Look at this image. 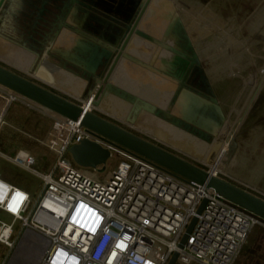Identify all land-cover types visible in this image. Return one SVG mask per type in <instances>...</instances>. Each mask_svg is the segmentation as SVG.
Masks as SVG:
<instances>
[{"label":"built area","instance_id":"obj_1","mask_svg":"<svg viewBox=\"0 0 264 264\" xmlns=\"http://www.w3.org/2000/svg\"><path fill=\"white\" fill-rule=\"evenodd\" d=\"M72 99L85 108V99ZM86 110L141 136L125 118L99 106ZM28 113L49 120L42 136L28 130L38 129L37 123H29ZM5 127L26 135L36 146L37 154L24 147L7 159L41 180L40 194L30 207V196L23 191L13 212L9 203L18 188L12 186L7 204L0 208L13 222H22L17 249L26 234H32L25 243L29 251L40 249L36 264H167L174 252L179 264H238L253 228L264 227L259 218L205 185L179 178L0 86V132ZM83 140L107 149L110 158L117 156V165L106 175L105 170L77 166L68 149ZM42 151L49 155L46 163ZM222 164L229 170L224 159ZM195 165L229 181L203 159ZM203 200V210L196 215ZM193 217L196 223L179 249ZM12 235L13 224L0 221V243L9 249ZM12 259L14 255L3 264Z\"/></svg>","mask_w":264,"mask_h":264},{"label":"rangeland","instance_id":"obj_2","mask_svg":"<svg viewBox=\"0 0 264 264\" xmlns=\"http://www.w3.org/2000/svg\"><path fill=\"white\" fill-rule=\"evenodd\" d=\"M108 1H106V3L104 0H81L82 3L88 4V6L93 8L97 7L104 10V12H108L113 16H117V13L120 12L117 11V6L119 7V10H122L121 5H118L120 0ZM193 1H196L200 7L197 8V11L194 13L182 12V22L187 29V38L190 41V46H192V49L195 50L196 54H198V57L200 56L198 67H204L206 70L203 72V76L210 85L209 89L211 93L221 99V103H219V107L221 109L220 113L215 117H213V115L210 116L211 124L209 128L205 130H207V132L212 135L217 133L220 134L228 119V115L231 113L235 114L232 128L222 141V149H225L226 153L218 156L220 160L218 164L221 169L220 171L222 173H231L233 177H227L230 182L248 189H252L254 192L258 193V195L264 196V180H261L264 178V175H261V172H264V128L262 127L264 125V119L254 120V118H252L250 120L249 118L251 116L252 108L255 106V104L261 103L262 99L264 98V28L261 29L260 27L256 33H252L251 28L253 25L252 23L258 21L259 18H264V0ZM107 4H110V6ZM134 5V0H124V13L126 15L128 13L134 14L136 11L133 10ZM192 10H194V8ZM73 14L74 15L71 18H98L94 14L77 6L73 11ZM199 14L202 17L204 15L207 17L209 16V18L202 20L204 24H200L199 22V28H197L195 24H198L197 19L199 18L194 17L197 15L199 16ZM214 16L220 17L222 23H214V18L212 21V17ZM226 22L229 25L234 26L239 31L244 40H247V37L250 38L249 41H246V45L249 48L251 54H247L246 56L244 55V57H247L248 59H243V63L239 64L238 62L237 66L233 65V68L229 67L227 70L222 69L224 71L223 75L221 78L214 81L213 76L209 73L210 70L216 67L219 68L228 66L230 61L232 59L234 60L232 57L234 52L229 49L227 50L228 52H224V47L222 46L221 42L222 34L219 31L218 25L225 24ZM110 25L113 24L111 23ZM227 28L229 27L223 28L222 33L226 31ZM93 30L96 31L95 34H97V36L102 37L100 31L99 33L97 32V24L94 26ZM90 31L91 30H89V32ZM117 35L118 33H113L114 37ZM88 48H82L81 46L76 47V55L74 54L71 57L64 56L76 64L86 68L87 70L90 69L100 71V65H97L96 63L97 57L93 60V63H88V58L91 55V52H88ZM80 51L81 53H79ZM20 54L21 52H17L19 58L21 57ZM111 58H113V56H111ZM259 62H263L261 68L257 67ZM106 68L107 67H105V69ZM117 72V68H115L112 76L109 79V83L117 87H124L126 83L124 80H127L125 78L123 80V75H121L124 73V71H120V74ZM197 77L199 76L192 69L190 71V83L194 84L193 81H196ZM67 78H69V76ZM104 84L105 83H100L97 85V87L104 88ZM93 85L94 82H88V91L93 88ZM162 88V85H160V88L158 87L156 89L155 83L151 81L150 83H146L143 90L139 89L138 87L134 88L133 93L140 94L139 97L153 101L157 100L158 96L163 99L165 89ZM154 89L156 94L153 93ZM244 90L246 92L245 96L243 97L240 105L235 107L239 96ZM115 98V96H111V94H109L108 101L103 103L101 107L107 108L113 114H118L119 112L123 111L121 110L122 108L119 109L120 106L116 105L117 101ZM28 116L29 123L38 124V129L31 128L28 130H31L34 136H42V133H44L49 126V120L42 115L34 113H28ZM115 117L121 118L118 116ZM143 121L145 122V119ZM143 121L140 122L139 126L135 125L137 132L139 131V134L142 137L155 144H157V141L164 143L163 133L156 134L155 136L148 134L146 130L142 128ZM204 146L205 145L201 143L194 142L192 143L191 147L192 149H197L199 151L202 150ZM24 147L25 149L37 154V151L34 148L36 147L34 142L30 141L26 135L8 127L2 129L0 132V179L5 183L18 188L15 190L17 191V198H19V196H23V191L29 194L31 207L40 194L43 184L37 176L14 165L7 159L12 158L20 148ZM41 155L44 162L46 163L47 157H49V155L45 151H42ZM216 157L217 156L214 157L213 161L216 159ZM194 158L197 159L199 157L196 156ZM223 159L227 163V166H229V170L228 168L222 166ZM119 160L120 159L117 156L111 157L107 161L105 171L102 173V175H106L108 171L113 169ZM255 195L258 196L257 194ZM18 204L19 202H17V200H12L9 204L13 212L16 210ZM23 216L25 217V215ZM0 221L6 224H13V235L10 240V242L13 243V246L12 249H9L0 243V264L7 262V260L10 259L12 255H14V259L11 260V264H31V257L29 258L27 255L28 240L21 242L19 248L17 249V243L22 236V222H13V219L1 209ZM251 258L257 260L258 264H264L263 226H256L253 228L247 240V245L244 247L241 253L238 264H247L248 262L252 261Z\"/></svg>","mask_w":264,"mask_h":264},{"label":"water","instance_id":"obj_3","mask_svg":"<svg viewBox=\"0 0 264 264\" xmlns=\"http://www.w3.org/2000/svg\"><path fill=\"white\" fill-rule=\"evenodd\" d=\"M40 1L41 0H0V25H2L1 20L4 19L5 22V18H7L11 9L15 7H20V9H22L26 16L34 18L35 14L37 13L36 4ZM149 1L150 0H145L143 2L141 9L135 18H131L135 13L128 14L129 18H117V20L111 18L110 22L116 26L118 35L116 37H109L108 42L102 41L101 38L97 36V34L96 36L92 34L90 36H87L86 34L76 30L75 28H72L68 24L69 18L61 19L60 24L57 26V30L54 34L55 37L52 38V41L54 42L55 38L59 37L62 34L63 30H68L78 38H81V40H86L87 43L85 44H88V47L91 48V50L101 48L102 50L109 53L107 55L106 62L103 63L101 70L96 71L97 74L88 71L86 68L77 64L76 65L78 67V70L80 71H73L70 69L73 74L81 77L87 82L91 81L89 79H93L94 85L93 88L88 92V96L87 98H85L86 101H88V97H91L92 93L96 91L98 84L105 83V88L100 93L98 100L92 103L93 106L98 107L103 95L107 93L111 94L130 105V110L125 117V121L128 124L136 125L140 117H143L144 115H153L156 118L166 121L169 124L182 130L183 132H186L190 136L210 146V150L205 160L207 163H211L216 153H218L226 134L232 128L235 114L231 113L228 115L225 126L223 127L221 133L217 138H215L214 135L207 132V130H205V128L201 126H197L195 124H192L191 122H187V120H181L180 117L171 116V112L173 110L172 108L174 107V104L176 103L178 97H180V93L182 92V90H187L190 93L207 100V95L190 86L189 84L192 83L187 81L190 77V71L194 69V64L190 65L186 73L183 74L182 78H180V82L177 86L176 92L169 102L168 109H165L163 111L156 108L149 102L143 101L139 97L130 94L126 90L109 83V79L112 76L121 57L137 64L142 68L152 71L154 74L157 73L154 68V60L153 62L145 64L135 59L133 56L124 54V48L126 47V44L130 40L132 34L148 40L149 42L153 41L151 37L143 34L142 32H139L137 29V24L140 20V14L147 6ZM68 2L69 4H67L66 8L67 14H70V12L73 13L76 6L87 11L89 10L90 13L96 16H102V14H104V10L97 7L93 8L91 6H88V4L82 3L81 0H69ZM140 2L141 0H135L133 10L138 9ZM103 19L108 20L109 18ZM171 27L172 24H170V26H168V28L166 29V32H164V37H166ZM109 36H111V33L109 34ZM122 36H125L124 39L122 38ZM121 40L122 43L120 44ZM161 41L162 42H160L161 45H159V48H162V45H164V39H162ZM118 44H120L119 49H117ZM170 52H173V54L181 57L182 59H188V57L184 53H179L174 50H170ZM111 56H113V58H111ZM65 60L68 61L67 59ZM262 63L263 62H259L257 64L258 66H256L261 68ZM105 67L107 68L105 69ZM0 86L35 103L36 105H39L46 110H49L64 118L78 122L81 127L85 128L87 131L93 133L97 137L129 153L142 157L179 178L194 182L199 185H205L207 188L214 190L215 193L223 197L225 200L229 201L240 209L247 211L248 213L254 215L264 222V199L244 190L243 188L237 186L236 184H233L230 181L208 174V172L195 165L194 163L185 160L184 158L162 148L161 146L141 136L136 135L135 133L101 116L88 112L86 108H83L78 104L66 98H63L62 96L51 92L50 90L40 86L39 84L29 80L28 78H25L24 76H21L20 74H17L5 68L2 65H0ZM245 94L246 92L244 90L239 96L235 107H238L240 105ZM209 100L213 104L218 103L214 95ZM68 153L71 157V160L77 166L98 169L100 172H103L105 170L107 161L110 159V153L107 149L90 140H83L79 144L71 146L68 149ZM204 205L205 200L201 201L199 207L197 208L196 215H199L202 212ZM196 220L197 218L193 217L190 221L178 244L179 249H181L185 244L188 235L190 234L194 224L196 223ZM177 258L178 253L174 252L167 264H176Z\"/></svg>","mask_w":264,"mask_h":264},{"label":"flooded vegetation","instance_id":"obj_4","mask_svg":"<svg viewBox=\"0 0 264 264\" xmlns=\"http://www.w3.org/2000/svg\"><path fill=\"white\" fill-rule=\"evenodd\" d=\"M68 1L69 0H41L36 4L37 13L34 18L26 16L22 9H20V7L11 9L10 13L5 19L6 21L8 20L17 23L16 38L14 41H16L19 47L27 48L36 54L50 50L54 43L52 41V38L55 37L54 34L57 30V26L60 24L61 19L71 18L74 15L71 12L70 14L66 13L67 4H69ZM106 1L108 0H104V2ZM144 1L145 0H141L138 9L135 11L134 16L131 18H135L138 15ZM107 5L110 6V4ZM118 5H121L122 10H119V7L117 6V11H120L117 13V16H113L108 12L103 11L104 14L97 17L109 18L108 20H106V22H110L111 18H114L116 20L117 18H129V13L126 15L124 13L125 11H123L124 0H120V3H118ZM199 7L200 5L193 0H150L140 14V20L137 24V29L139 32H142L143 34L151 37L153 43L141 37H138L135 34H132L124 50L125 54H127L128 56L137 57L138 59L146 62H153L154 60L155 67L157 69H160L165 74V77L169 75L180 79L182 78L183 74L186 73L189 66L194 64L193 71H195L196 74L198 73L199 76L197 77L198 79L196 78V81H193L195 85L194 88L197 89L196 87H198L197 90L207 95V100L203 99L202 97L196 98L194 97L195 95H193L189 91L182 90V92L180 93L181 96L178 97V102L176 101V103L174 104L173 112L175 114H178L180 118H184L185 120H187V122H191L192 124L208 129L211 124L210 116H218L220 111H218L213 103H211L209 100L210 98H212V93L209 89V83L203 76V72L206 70L204 67H198L200 56L198 57V54H196L195 50H193L192 46H190V41L187 38L188 32L183 25L181 16L182 12L194 13ZM193 8L194 10H192ZM14 12L18 13L19 18H13L14 16H16L14 15ZM88 12L90 11L88 10ZM194 18H201V24L203 23L202 20H204V18H209V16L207 17L206 15H204L202 17L199 14V16L197 15ZM213 18L214 23H222L220 17L214 16L212 17V21ZM170 24H172V27L166 37H164V32H166V29L168 28V26H170ZM113 26V33L117 32L116 26L114 24ZM218 26L219 31L222 34L221 42L222 46L224 47V52H226L228 49L232 50V52H234L232 57L238 59L239 64L243 63V59L247 58L244 57V55L246 56L247 54H251L249 48L246 45V41H249V39L247 38V40H244L240 33L237 35V33L235 32L236 28L232 25H229L227 22ZM226 27L229 28H227V30L222 33V29ZM88 35L90 36L91 34L88 33ZM124 37L125 36H122L123 39ZM162 39H164V45H162V48H159ZM122 40L120 44L122 43ZM170 50L184 53L188 57V59H182L181 57L173 54V52H170ZM237 63H235L234 65L237 66ZM145 73H147V79H149L150 82L156 80L151 78L150 73ZM190 79L191 78L189 77L187 81L190 82ZM89 80H91L89 81L90 83L93 82V79ZM192 84L189 85L193 87ZM163 89H165V93L163 99L161 97L160 99L169 102L172 94L174 93L175 85L169 81H166L165 87ZM184 96L186 97L185 101L183 100ZM194 106L196 109L193 108ZM187 110H189V112ZM214 136L215 138H217L219 136V133L215 134Z\"/></svg>","mask_w":264,"mask_h":264},{"label":"crops","instance_id":"obj_5","mask_svg":"<svg viewBox=\"0 0 264 264\" xmlns=\"http://www.w3.org/2000/svg\"><path fill=\"white\" fill-rule=\"evenodd\" d=\"M14 15H16V16H14L13 18H19L18 17L19 15L17 12H14ZM35 16H36V14H35ZM99 20L101 22V25L106 26V24L108 23V22L104 21L103 18H101ZM97 23L98 22L94 23V22L90 21L88 18H69L68 19V24L72 28H75L76 30L86 34L87 36H88V33L96 36V34H95L96 31L93 29ZM1 24L2 25H0V65L4 66L5 68H7V69H9V70H11L17 74H20L21 76H25L29 80L39 84L40 86L50 90L51 92H54V93L62 96L63 98H66L70 101H73L74 99H72V98H76V97L79 99L87 98L88 92H89L88 91V82L86 80L82 79L81 77L72 73L71 70L80 71V70H78V67H77L78 64L76 65L75 62H73L69 58L67 59L65 57V56L71 57L74 54L76 55V50H75L76 47L81 46L82 48H84V47L88 48V44H85V43H87L86 40L85 41L81 40V38H78L76 35L72 34V32H70L68 30H63L62 34L55 39L50 50L43 51L41 53L36 54L27 48L19 47V45L16 43V41H14L16 38V31H17L16 25H17V23H15L13 21H8V20L7 21L5 20V22H4V19H2ZM252 24H253L251 27L252 33H256L260 27H261V29L264 28V18H259L258 21H256L255 23H252ZM89 30H91V31L89 32ZM97 32L99 33V31H97ZM100 38L102 41H104L103 37H100ZM247 38L250 40L249 37H247ZM17 52H21L20 58L18 57L19 55H17ZM8 53H9V55H8ZM79 53H81V51ZM134 58L139 60L137 57H134ZM65 59H67L68 61H66ZM139 61L142 62L141 60H139ZM144 62L145 61H143V63ZM237 62H238V59L234 58V60L232 59L230 61V64L228 66H225V67L223 66V67H219V68H217V67L212 68L210 70V74L213 76V78H215V80L219 79V78H221V76L224 73L223 70H227L229 67L233 68V65ZM132 64L137 65L135 63H132ZM145 70H147V69H145ZM147 71L154 74L150 70H147ZM155 71H156V68H155ZM67 75L69 76V78H67L68 77ZM197 75H198V73H197ZM166 78H167V81H169L175 85V90H174V93H175L177 86L180 82L179 81L180 79L176 78L174 76L173 77L169 76V75H167ZM103 86L105 88V84ZM193 87H195L194 84H193ZM263 87H264V85H263ZM104 88L98 87L96 101L98 100L100 93L102 92V90ZM119 88L126 90L125 87H119ZM196 88L198 89V87H196ZM127 92L132 94L130 91H127ZM174 93L172 94V97H173ZM132 95H135V94H132ZM180 96H181V94H180ZM108 97H109V94L103 95V97L100 100L99 108H101L105 112L111 114L112 116H118V117H121V119H124L130 110V105L128 103L118 99V98H115L117 101L116 105L120 106L119 109L122 108L121 110H123V111L119 112L118 114H113L107 108L101 107V105L103 103H106L108 101ZM172 97L170 98V100L172 99ZM194 97L197 98L198 96L195 95ZM139 98L143 101L149 102L150 104L154 105L156 108H158L162 111L165 109H168V107H169L170 100L164 108H161L160 106L155 105L152 101H148V100L141 98V97H139ZM185 98L186 97L184 96V99H183L184 101H185ZM215 98L217 99V101L219 103H221V99L218 96H215ZM177 102H178V99H177ZM186 103H188V102H186ZM193 108L196 109L195 106ZM187 111L189 112V110H187ZM171 116L180 117L178 114H175L173 112V110L171 112ZM140 118L141 119H139L136 126H139L140 122L145 119V122L143 121L142 127L146 128L148 130L150 129L154 136L156 134L163 133L164 143L157 141V145L161 146L162 148H164V149H166V150H168V151H170V152H172V153H174V154H176V155H178V156L184 158L185 160H188L194 164H197L198 160H202V159L206 158V156L210 150V146H208L206 143L190 136L186 132H183L182 130L178 129L177 127H175L171 124H169L168 122L154 117L153 115H144L143 117H140ZM249 118H250V120L252 118H254V120L255 119H264V98L262 99L261 103L255 104V106L252 108L251 116ZM181 120H185V119L181 118ZM262 127L264 128V125ZM194 142L201 143L205 146L203 147L202 150H199V151L197 149L194 150L191 147L192 143H194ZM224 153H226V151H225V149H222L221 152L218 154V156L223 155ZM196 156L199 158L195 159L194 157H196ZM262 174L264 175V172H261V175ZM261 178H262V176H261ZM261 180L263 181L264 178H262ZM249 183H250V181H249ZM10 186L12 187V185H10ZM237 186H239V185H237ZM239 187L243 188L244 190H246V191H248L254 195L255 194L258 195V193L254 192V190H252V189H248V188L243 187V186H239ZM258 196H260V198L264 199L263 195H258ZM251 260L252 261L248 262L247 264H251V263L255 264L257 262V260H254L252 258H251Z\"/></svg>","mask_w":264,"mask_h":264},{"label":"bare ground","instance_id":"obj_6","mask_svg":"<svg viewBox=\"0 0 264 264\" xmlns=\"http://www.w3.org/2000/svg\"><path fill=\"white\" fill-rule=\"evenodd\" d=\"M206 18H204V20H205ZM89 20L90 21H92V22H98L97 23V26H98V31H100V33L102 34V37L104 38V41H106L107 40V42L109 41V37H114L113 36V31L112 30H114V29H112L114 26L113 25H110L111 23L110 22H108L107 24H106V26H104V25H101V22H100V20H99V18H89ZM104 21H106V20H104ZM201 21V19L199 18L198 19V24L196 23L195 24V26L197 27V28H199L198 27V25H199V22ZM203 22V21H202ZM204 23V22H203ZM99 24V25H98ZM110 25V26H109ZM110 31V32H109ZM235 32L237 33V35L239 34V32H238V30L237 29H235ZM110 33H112L111 34V36H109V34ZM106 39V40H105ZM243 40V39H242ZM221 41H222V39H221ZM114 43V42H113ZM218 43V42H217ZM117 49H119V47H120V44H118L117 45ZM91 49H89L88 48V52H91V55L89 56V58H88V63H93V60L94 59H96V57H97V59H96V63H97V65H100V69L102 68V66H103V63L104 62H106V59H107V55L109 54L108 52H106V51H104V50H102L101 48H98V49H94L93 51H90ZM142 62H143V60H141ZM145 64H148L149 62H144ZM116 68H117V71L119 72H117L118 74H120L122 71H124V73L123 74H121V75H123V80H124V78L125 79H127V80H124V81H126V83H125V88H126V90L127 91H130L132 94H135L136 96H138L139 97V95L140 94H136V93H133V89L134 88H136V87H138L139 89H141V90H143V88L145 87V85H146V83L147 82H149L150 83V80L149 79H147V73H145V72H148L147 70H145L144 68H140L139 66H137V65H134V64H132L129 60H126V59H124V58H120L119 59V61H118V63H117V66H116ZM154 68H156L155 66H154ZM123 69V70H122ZM88 71H91V72H93V73H96V70H90V69H88ZM121 71V72H120ZM141 72H142V74H141ZM156 72L157 73H155V74H152V73H150V72H148V73H150V76H151V78H153V79H156L155 81H152L153 83H155V88L157 89L158 87L160 88V85H162V87L164 88L165 87V82L167 81V79H166V77H165V74L160 70V69H157L156 68ZM210 73V72H209ZM97 74V73H96ZM213 80L215 81V78H213ZM120 87H123V86H120ZM162 88V89H163ZM154 92V94H156V91H155V89L153 90ZM97 92H98V87H97V89H96V91L94 92V93H92V96L91 97H88V102L87 101H85V103H84V107L86 108V109H90L91 108V106H92V103L94 102V101H96V96H97ZM159 94V93H158ZM211 96H213V95H211ZM77 98V97H76ZM144 99H146V98H144ZM148 101H152V100H148ZM245 101V100H244ZM155 105H157V106H160L161 108H164L165 106H166V104H167V102L166 101H164V100H161L160 99V96H158V99L157 100H153L152 101ZM214 106H215V108L218 110V111H221V109H220V107H219V104L217 103V104H213ZM142 128H144V127H142ZM239 128V127H238ZM145 130H146V132L148 133V134H151V135H153L152 134V132H151V130L149 129H146V128H144ZM238 130V129H237ZM240 132V131H239ZM238 134V133H237ZM230 142V141H229ZM221 150H222V144H221V147H220V149H219V151H218V153H216V155L215 156H217L216 157V159L214 160V161H212L211 163H210V165H211V167L214 169V170H218V171H220L221 169H220V166L218 165L219 164V157H218V154L221 152ZM203 161L205 162V163H207L206 162V160L205 159H203ZM221 172V171H220ZM222 173V172H221ZM224 175H227V176H230V177H233L232 175H231V173L230 172H227V173H223ZM10 190H11V186L10 185H8L7 183H5V182H3L1 179H0V208L1 207H3L4 208V206L7 204L6 202H8V200H9V192H10ZM23 195H24V192H23ZM20 197L21 196H19V198H17V194L13 197V199L12 200H17V202H19V200H20ZM11 200V201H12ZM11 203V202H10ZM9 203V204H10ZM3 205V206H2ZM33 238V236H32V234H30V233H27L26 234V237H25V240L27 241H29V240H31ZM24 242V241H23ZM41 248V247H40ZM39 250L40 249H38V250H31V251H29V248L27 247V255H28V257L31 259L30 261H32V264H36L37 263V261H38V259H39V254H40V252H39ZM10 264H11V262H10Z\"/></svg>","mask_w":264,"mask_h":264},{"label":"trees","instance_id":"obj_7","mask_svg":"<svg viewBox=\"0 0 264 264\" xmlns=\"http://www.w3.org/2000/svg\"><path fill=\"white\" fill-rule=\"evenodd\" d=\"M31 264H32V261H31Z\"/></svg>","mask_w":264,"mask_h":264}]
</instances>
